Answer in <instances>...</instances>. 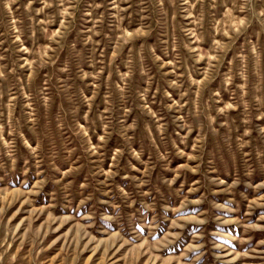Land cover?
I'll return each mask as SVG.
<instances>
[{"label":"rangeland","instance_id":"1","mask_svg":"<svg viewBox=\"0 0 264 264\" xmlns=\"http://www.w3.org/2000/svg\"><path fill=\"white\" fill-rule=\"evenodd\" d=\"M0 264H264V0H0Z\"/></svg>","mask_w":264,"mask_h":264}]
</instances>
